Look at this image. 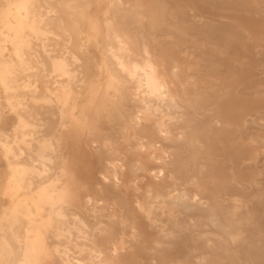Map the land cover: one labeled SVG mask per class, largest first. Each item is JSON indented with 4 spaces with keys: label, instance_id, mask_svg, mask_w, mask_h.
Wrapping results in <instances>:
<instances>
[{
    "label": "bare ground",
    "instance_id": "6f19581e",
    "mask_svg": "<svg viewBox=\"0 0 264 264\" xmlns=\"http://www.w3.org/2000/svg\"><path fill=\"white\" fill-rule=\"evenodd\" d=\"M4 2L0 264H264L262 207L247 206L264 159V0ZM89 85L111 94L80 103ZM65 140L79 166L71 148L60 190H33Z\"/></svg>",
    "mask_w": 264,
    "mask_h": 264
},
{
    "label": "rangeland",
    "instance_id": "374dc122",
    "mask_svg": "<svg viewBox=\"0 0 264 264\" xmlns=\"http://www.w3.org/2000/svg\"><path fill=\"white\" fill-rule=\"evenodd\" d=\"M5 0H1L0 1V10L3 8H7L9 5L5 4L4 2ZM8 2H10L11 0H6ZM241 38L244 37V34H240L239 35ZM98 39H100V37H97ZM238 38V37H236ZM181 49L184 50L185 52L187 53H191V49L188 47V46H185V45H182L181 46ZM262 70H260L259 72H261ZM264 74L262 73L261 76H263ZM260 78L258 77H253V78H249L248 80H246V84H253L254 82L256 81H259ZM243 86H240V88H242ZM90 87V85L88 86V88L86 87V89L82 92V94L80 95V103H86L88 102V100L91 98V97H94V98H99L101 95H106V94H111V91L110 89H107V88H103V90L101 92H98L96 93L95 90ZM258 104H262V102L258 101ZM199 124V121H196L195 122V125L196 124ZM241 132L243 133L241 135V137H244V138H248L249 136V132H247L244 128H242ZM19 134V133H18ZM16 135L19 137V135ZM14 136V135H13ZM13 136H9L7 138L8 141H11L13 139ZM191 134H187V137L186 139L181 143V145L185 148H190L189 146V139L191 138ZM20 138V137H19ZM24 139H29V137H24ZM40 139V137L38 138ZM62 143V142H61ZM79 144V141L78 140H73L72 142L69 141V140H65L63 141L62 143V153H61V158H56L54 163L52 164H49L50 167L46 168V172H43L41 173V176L38 178L39 180L37 181L36 185L33 187V190L34 189H38V187H47L48 189H50L51 191L52 190H60V188L62 187V181L64 179V177L61 176V170L64 168V162H63V159H66V157L68 156V152L69 150H71L72 148V167L74 168H77L79 166V150H75L77 145ZM75 150V151H74ZM48 153L45 152L44 155ZM245 158L247 159L248 156H245ZM26 164H29V161H25ZM257 163H260V166H261V170L259 171L258 173V176L255 178L256 181L258 182V184H254L252 189V195L250 197H248V208L249 209H253L254 206H258V205H261V209H260V213L259 215H257L256 217H258V219L260 220V222L262 220H264V159L262 158H259V160L257 161ZM33 165L36 166V169L37 170H42V166L38 163H33ZM97 170H93L91 173H90V177L92 178L93 174L96 172ZM86 182V181H85ZM92 182L93 180H89L88 181V185L89 187H92ZM82 186L86 185V183L82 182ZM49 184H52L51 187H48ZM247 186V185H246ZM83 191V190H82ZM83 194L84 192L81 193L82 197L80 199V202L82 204H85V198L83 197ZM18 199L17 198H9L7 199L8 202H16ZM67 207V209H66ZM65 213L67 215V217L65 218L66 220H71V215L72 213H75L77 215H80V210L77 209L75 206L73 205H68L66 204L65 206ZM47 216V211H43L40 215H36L35 218L36 220H38L37 223H41ZM102 220H104L105 222L107 221L106 218H101ZM89 222V226L91 228H94L93 226V222L91 221H88ZM22 225L25 227V220L22 222ZM26 228H24L23 230H21V239H26V238H30L32 236L33 233H26L25 231ZM43 230V229H42ZM250 232L253 230V227H250ZM45 232L48 233V237L45 238L46 240V243L48 245V247H50V249L54 246H57V245H60L62 243H65V240L64 238H57V237H54L53 236V232H48L46 230H43ZM194 230H192L191 232H193ZM196 231V230H195ZM204 231V230H202ZM100 239V246H99V249L102 250V251H108L110 249V247H112V243H109L108 242V238L105 237V238H99ZM117 240V236H114L113 237V241H116ZM146 240H148V238L146 237ZM62 248V247H60ZM73 257H75L76 259H85L87 257V253L84 251V250H81L79 248H74L73 249V252L70 253ZM56 262V261H54ZM47 264H52V263H47ZM54 264V263H53Z\"/></svg>",
    "mask_w": 264,
    "mask_h": 264
}]
</instances>
